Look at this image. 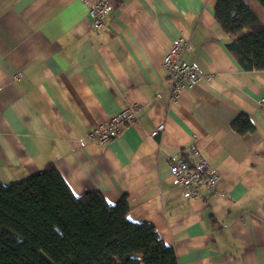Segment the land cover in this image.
I'll use <instances>...</instances> for the list:
<instances>
[{
	"label": "crops",
	"instance_id": "crops-1",
	"mask_svg": "<svg viewBox=\"0 0 264 264\" xmlns=\"http://www.w3.org/2000/svg\"><path fill=\"white\" fill-rule=\"evenodd\" d=\"M109 1L93 30L80 0H0V182L52 165L77 197L126 196L129 219L153 224L179 264H264V71L227 51L217 0ZM245 2L264 24L257 0ZM181 36L205 78L174 103L163 58ZM129 106L135 123L106 144L90 140ZM239 116L253 133L233 129ZM194 146L221 181L189 200L168 159Z\"/></svg>",
	"mask_w": 264,
	"mask_h": 264
},
{
	"label": "trees",
	"instance_id": "trees-1",
	"mask_svg": "<svg viewBox=\"0 0 264 264\" xmlns=\"http://www.w3.org/2000/svg\"><path fill=\"white\" fill-rule=\"evenodd\" d=\"M264 9V0H257ZM226 49L245 71H264V24L245 0H217ZM232 127L253 133L246 116ZM124 196L77 197L52 165L24 180L0 182V264H179L155 226L129 219Z\"/></svg>",
	"mask_w": 264,
	"mask_h": 264
},
{
	"label": "built area",
	"instance_id": "built-area-1",
	"mask_svg": "<svg viewBox=\"0 0 264 264\" xmlns=\"http://www.w3.org/2000/svg\"><path fill=\"white\" fill-rule=\"evenodd\" d=\"M88 9L93 30H100L109 15L112 5L109 0H80ZM191 50L190 40L181 36L172 42L163 58V67L168 72V92L171 102L176 103L186 90L198 86L205 78V73L196 61H185V55ZM16 78L20 74H16ZM158 99H161L159 96ZM264 110V97L261 99ZM137 107L129 106L119 114L111 116L106 122L93 128L90 140L99 145L106 144L119 136L123 130L137 121ZM165 130L161 124L152 133L157 136ZM171 177L181 187L182 195L189 200L203 197V193L214 195L219 192L221 175L213 170L201 156L198 147H190L186 154L168 159Z\"/></svg>",
	"mask_w": 264,
	"mask_h": 264
}]
</instances>
